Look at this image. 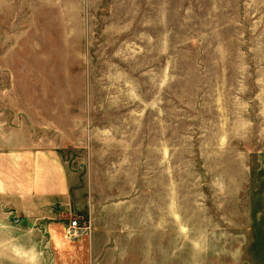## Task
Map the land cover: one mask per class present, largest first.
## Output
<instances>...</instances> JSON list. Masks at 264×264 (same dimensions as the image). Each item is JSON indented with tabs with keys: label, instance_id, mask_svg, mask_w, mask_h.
Masks as SVG:
<instances>
[{
	"label": "rangeland",
	"instance_id": "rangeland-1",
	"mask_svg": "<svg viewBox=\"0 0 264 264\" xmlns=\"http://www.w3.org/2000/svg\"><path fill=\"white\" fill-rule=\"evenodd\" d=\"M26 113L60 120L90 222L152 184L175 264H264V0H0V139ZM8 216L0 264H87L67 213Z\"/></svg>",
	"mask_w": 264,
	"mask_h": 264
},
{
	"label": "crops",
	"instance_id": "crops-1",
	"mask_svg": "<svg viewBox=\"0 0 264 264\" xmlns=\"http://www.w3.org/2000/svg\"><path fill=\"white\" fill-rule=\"evenodd\" d=\"M23 116L24 124L1 134L0 209L3 214L0 216L8 219L11 215L16 221L15 228L51 231L60 228V222L56 221L60 212L64 215L74 209L70 167L63 154L68 144L60 134V120L36 119L30 113ZM5 125L3 122L0 127ZM148 186L145 189L136 185L131 198L106 201L103 225L90 202L91 253L87 264H175V258L167 252L171 242L174 247L176 237L172 230L175 228H161L159 187L157 199L152 188V209L143 201L152 184ZM121 196L124 197L123 193ZM66 220L61 228L62 238L68 241ZM87 236L78 240L88 239ZM27 258L26 263H36Z\"/></svg>",
	"mask_w": 264,
	"mask_h": 264
},
{
	"label": "built area",
	"instance_id": "built-area-1",
	"mask_svg": "<svg viewBox=\"0 0 264 264\" xmlns=\"http://www.w3.org/2000/svg\"><path fill=\"white\" fill-rule=\"evenodd\" d=\"M68 225L65 229V237L67 239L75 240L91 233V222L85 213L68 211Z\"/></svg>",
	"mask_w": 264,
	"mask_h": 264
}]
</instances>
